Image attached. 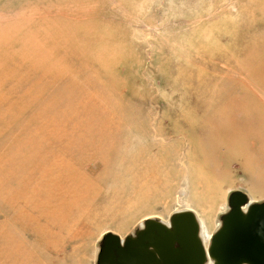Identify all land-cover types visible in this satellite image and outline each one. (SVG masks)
<instances>
[{
    "label": "rangeland",
    "instance_id": "rangeland-1",
    "mask_svg": "<svg viewBox=\"0 0 264 264\" xmlns=\"http://www.w3.org/2000/svg\"><path fill=\"white\" fill-rule=\"evenodd\" d=\"M231 191L264 200V0H0V264L183 210L208 246Z\"/></svg>",
    "mask_w": 264,
    "mask_h": 264
},
{
    "label": "water",
    "instance_id": "water-1",
    "mask_svg": "<svg viewBox=\"0 0 264 264\" xmlns=\"http://www.w3.org/2000/svg\"><path fill=\"white\" fill-rule=\"evenodd\" d=\"M217 223L205 251L192 211L173 213L167 226L146 219L123 241L102 236L96 264H264V200L250 202L242 191H231Z\"/></svg>",
    "mask_w": 264,
    "mask_h": 264
},
{
    "label": "bare ground",
    "instance_id": "bare-ground-1",
    "mask_svg": "<svg viewBox=\"0 0 264 264\" xmlns=\"http://www.w3.org/2000/svg\"><path fill=\"white\" fill-rule=\"evenodd\" d=\"M209 239H210V238H209ZM209 239H208L207 241H209ZM203 244H204V242H203ZM204 247H205V250H207L208 246H206V245L204 244Z\"/></svg>",
    "mask_w": 264,
    "mask_h": 264
},
{
    "label": "flooded vegetation",
    "instance_id": "flooded-vegetation-1",
    "mask_svg": "<svg viewBox=\"0 0 264 264\" xmlns=\"http://www.w3.org/2000/svg\"><path fill=\"white\" fill-rule=\"evenodd\" d=\"M123 239H124V238H123ZM205 251H206V250H205ZM148 262H149V261H148ZM148 262H147V264H150V263H148ZM162 264H163V262H162Z\"/></svg>",
    "mask_w": 264,
    "mask_h": 264
},
{
    "label": "crops",
    "instance_id": "crops-1",
    "mask_svg": "<svg viewBox=\"0 0 264 264\" xmlns=\"http://www.w3.org/2000/svg\"><path fill=\"white\" fill-rule=\"evenodd\" d=\"M255 199H257V198L255 197Z\"/></svg>",
    "mask_w": 264,
    "mask_h": 264
}]
</instances>
